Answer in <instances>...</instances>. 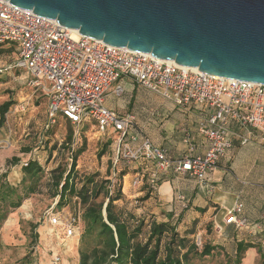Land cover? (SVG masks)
<instances>
[{
	"label": "built area",
	"instance_id": "2783aa9c",
	"mask_svg": "<svg viewBox=\"0 0 264 264\" xmlns=\"http://www.w3.org/2000/svg\"><path fill=\"white\" fill-rule=\"evenodd\" d=\"M5 45L15 47L17 58L12 65L1 66L0 74L17 69L28 75L26 85L32 93L47 97L46 127L60 117L77 127L92 123L99 132L112 129L119 135L113 165L120 158L152 163L156 171L149 174L151 185L157 171L180 173L199 185L209 183L219 161L233 147L231 125L245 131L254 129L264 139V84L222 78L150 54L107 45L62 27L56 20L0 0V46ZM121 77L134 80L177 107L200 106L204 115L196 133L206 140L205 153L193 155L191 135L185 133L189 155L173 160L166 150L139 135L133 114L118 116L109 109L106 96ZM123 92L121 85L112 89L115 97ZM247 142V136L241 137L242 145ZM139 183L137 176L131 185L138 187ZM178 200L184 201L181 196ZM243 208V203L237 201L226 211L224 223L237 230L250 227L253 233L264 232V217L251 223L243 216ZM72 221L75 219L65 225L66 238L74 235ZM51 223L56 224L57 219L52 218ZM260 246L264 248V236Z\"/></svg>",
	"mask_w": 264,
	"mask_h": 264
},
{
	"label": "rangeland",
	"instance_id": "374dc122",
	"mask_svg": "<svg viewBox=\"0 0 264 264\" xmlns=\"http://www.w3.org/2000/svg\"><path fill=\"white\" fill-rule=\"evenodd\" d=\"M14 59V51L0 53V65H9ZM15 75L19 78L16 82H12L8 78L12 83L8 88L1 83L9 80L6 81L0 77V105L8 100L13 101V105L5 115L3 125L0 126V175L6 174L8 183L14 187L18 186L21 193L19 183L22 173L19 164H14L11 161L12 157L19 159V162H26L29 158L35 159L42 166L43 174L35 192L30 194L18 209L12 210L8 214L0 228V264H78L79 245L84 228L80 217L81 209L78 208L75 199L66 202L62 207L56 205L57 197H53L55 186L51 171L58 168V170L66 169L67 172L71 165L72 151L80 147L84 141L85 151L77 158L76 162L78 174L76 185L80 186L79 181L83 176L95 172L100 174L99 179H108L107 171L113 164L119 135L112 129L99 132L92 123L79 127L73 126L62 118H58L56 124L52 127L49 126L50 128L47 130V97L39 92L32 93L31 88L23 84L28 78L24 71L16 72ZM137 101L174 105L147 90L136 99L133 96L131 100L121 99L120 103L125 105V109L131 111L136 107ZM22 107L23 111H21ZM181 109L182 113H180L187 120L189 113L183 108ZM176 113H178V109H176ZM167 122H172L171 116L154 114L149 115L143 121V125L150 124L158 128ZM183 124L180 125V129L193 127V123L190 126ZM69 129L72 130L73 135L72 141L67 142ZM232 132L233 147L221 161L225 165L224 170L230 173L231 178L243 183L244 180L239 178L242 169L251 168L255 171H264V139L254 129L245 131L234 128ZM244 136H247L248 142L242 145L241 137ZM107 142H110V145L99 157L98 154L104 150V145ZM134 163V161L127 160L124 164L118 163L117 172L121 171L122 167L127 170L126 167L132 166ZM169 172L167 171V173ZM171 173L174 175L172 176L174 181L178 184L186 183L187 180L193 181L190 177ZM130 181V177L122 179L124 198L118 201L117 205L137 217H144L146 222L151 221L153 217L156 221H167L170 212H167L166 209L170 203L167 204L166 200L160 196H151L152 199L148 200L149 196L145 199L147 194H139L140 189L130 186ZM166 190V186L160 187L161 194ZM152 209H156L157 214H152ZM182 209L183 211L178 212L177 220L175 221L176 217L172 220V223L177 222L176 227L180 235L192 231L193 234L189 236V239L194 241L199 249L204 243L217 246L210 256L194 259L189 264H241L242 261L243 264H248L247 258L242 260L243 255L240 262L236 263L234 251L237 240L251 242L259 253V258L254 264H264V249L260 246L264 232L253 233L254 230L250 227L237 230L231 225L224 224L223 219L227 210L219 213L222 208L218 205H212L211 212L206 216L199 211L198 218H193L191 212L193 208L190 209V205ZM48 211H52V213L48 214ZM214 214H217L216 218H213ZM259 216L251 223L261 220L264 217V211ZM54 217L57 219L56 224L51 223V219ZM72 219H75L74 222L72 221L74 235L71 238H66L65 225ZM34 227L35 229L32 231ZM32 233L38 235L36 240ZM74 239H76L75 247L68 250L66 242Z\"/></svg>",
	"mask_w": 264,
	"mask_h": 264
},
{
	"label": "water",
	"instance_id": "95a60500",
	"mask_svg": "<svg viewBox=\"0 0 264 264\" xmlns=\"http://www.w3.org/2000/svg\"><path fill=\"white\" fill-rule=\"evenodd\" d=\"M81 36L264 84V0H5Z\"/></svg>",
	"mask_w": 264,
	"mask_h": 264
},
{
	"label": "trees",
	"instance_id": "16d2710c",
	"mask_svg": "<svg viewBox=\"0 0 264 264\" xmlns=\"http://www.w3.org/2000/svg\"><path fill=\"white\" fill-rule=\"evenodd\" d=\"M10 49L12 48L8 50ZM5 51L8 52L2 50V46H0V53ZM12 105V100L5 101L0 105V126L3 125L5 115ZM114 112L121 116L116 111ZM54 124L49 126L52 127ZM49 126L46 127L47 130L50 128ZM72 135L73 132L69 129L67 142L72 141ZM109 145L110 142L104 145V150L98 154L99 157L104 154ZM84 151L85 143L83 141L80 147L72 151L71 165L67 172L66 169L58 170V168L51 171L55 186L53 197H57L56 205L62 207L66 202L75 199V203L81 209L80 217L84 228L80 239L78 264H189L194 259L210 256L217 249L216 245L210 243H204L199 249L196 243L189 239V236L193 234L192 231L180 235L176 227L177 222L172 223L170 219L171 214L168 215L167 221L151 219V221L146 222L144 217H137L119 207L117 202L124 198L122 179L127 173L123 167L121 171L117 172L116 166L118 163L124 164L125 159L120 158L115 165L112 164L111 169L107 171L108 179H99L100 174L95 172L83 176L78 187L76 185L78 176L76 162ZM11 161L14 164H19L21 169L22 178L19 183L21 193L17 188L18 186L14 187L8 183L6 174L0 175V228L8 214L12 210L18 209L22 202L35 192L43 174L42 166L33 158L23 162L25 165L19 162L16 157H12ZM134 162L145 163L151 168L141 189L147 192L145 197L147 199L149 193L154 192L161 184L164 175L157 171L155 183L151 185L149 174L156 171L155 166L142 159ZM193 180L195 181V179ZM196 184L206 191L211 189L210 182L203 185H199L197 182ZM187 206L188 201L184 199L182 207L187 208ZM205 210L200 209V212L203 213ZM34 229L35 227L32 228V231ZM32 234L36 240L38 235ZM250 248L256 247L251 243L236 242V263L240 262L242 255Z\"/></svg>",
	"mask_w": 264,
	"mask_h": 264
},
{
	"label": "crops",
	"instance_id": "0c3cea01",
	"mask_svg": "<svg viewBox=\"0 0 264 264\" xmlns=\"http://www.w3.org/2000/svg\"><path fill=\"white\" fill-rule=\"evenodd\" d=\"M9 48L11 51L15 52V59L17 58V51L15 47L5 45L2 46V50H8ZM14 59V60H15ZM13 63V62H12ZM9 64V65H12ZM8 66V65H7ZM16 72H20L17 69H11L6 71L5 73L0 74V77L4 80L11 79L12 82H16L19 77L15 75ZM26 80L23 84H26ZM19 82V81H18ZM10 80L1 83V85L6 86L7 88L11 86ZM123 85L124 93L120 98H117L113 95L112 89L116 85ZM121 85V86H122ZM145 89L140 87L134 80L128 77H121L117 82L112 85V88L108 92L106 96L105 105L114 111H116L121 116H125L127 114H133L136 111V128L139 131V135L143 137H147L151 140V142L155 146H159L162 149L166 150L167 155L173 160H179L183 157L189 155L188 152V145L184 142L185 133H189L191 135V143L194 147L193 155L202 156L206 151V140L198 135L195 132V126H197L198 119H200L203 115V109L197 105H189L184 110L189 113L187 120H185V116L182 115V109L175 105H168V104H152L146 103L142 101H137L136 107L133 108L131 111L129 109H125V105L120 103L121 99L127 100L132 99L133 96L136 99L138 96L140 97L145 93ZM176 109H178V113H176ZM189 110L192 112H189ZM181 112V113H180ZM168 115L172 117V122H167L166 124L161 125L160 127H154V125H143V121L149 115ZM184 117V118H183ZM199 117V118H198ZM139 125H138V123ZM184 122V124H183ZM197 122V123H196ZM193 123V127L191 129H180V125L183 124L184 126H190ZM142 126V127H141ZM147 126V127H146ZM234 128H237L235 125H231V130L234 131ZM238 129V128H237ZM219 167L217 166L216 171L211 176L210 187L211 189L205 190L203 187L198 186L196 182L187 180L186 183L178 184L174 181L172 175V171H168L169 173H165L164 179H162L161 184L155 189L154 192L149 193V199H152L151 196H160L166 200L168 205L166 211L170 212L169 214L172 215L170 218L171 221L176 217L175 221L178 217V212L183 211L182 204L183 202L178 200V196H181L183 199L188 201V205H190V209L193 208L192 216L193 218H198L200 209H206L203 212V215H208L212 210V205H218L222 208L219 213H222L223 210H228L231 208L237 201L243 203V215L247 217L250 221H254L258 219L262 211H264V171H258L251 168H244L239 173V178L243 179V183L239 182L238 180L234 181L230 173L226 172L225 165L223 161H219ZM126 175L123 176V179L130 177L131 181L135 177L140 178V183L138 187H133L135 189H140L139 194L146 195L144 190H141L142 185L147 180V175L150 167H148L145 163L136 162L132 166L126 167ZM147 173V174H146ZM172 178H171V177ZM183 176V175H182ZM170 177V178H169ZM124 182V180H123ZM164 185L167 187L165 193H160V187ZM177 191V192H175ZM216 209V208H213ZM152 214H157L156 209H152ZM168 214V215H169ZM217 214L213 215V218H216ZM203 216V217H204ZM154 219V217H153ZM168 220V216H167ZM224 222V219H223ZM225 224V223H224ZM243 241L247 243L245 240H237ZM236 241V242H237ZM251 243V242H250ZM68 250L70 248H74L76 245V239L69 240L66 242ZM236 250V245H235ZM235 253V251H234ZM258 250L257 248H250L244 254L243 258L248 259V264H254L258 257ZM243 264V261L242 263Z\"/></svg>",
	"mask_w": 264,
	"mask_h": 264
}]
</instances>
